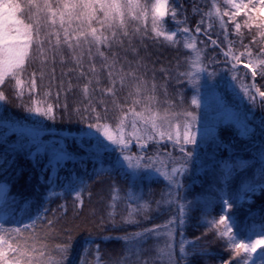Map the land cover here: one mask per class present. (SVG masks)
I'll return each mask as SVG.
<instances>
[{"label": "snow or ice", "instance_id": "obj_1", "mask_svg": "<svg viewBox=\"0 0 264 264\" xmlns=\"http://www.w3.org/2000/svg\"><path fill=\"white\" fill-rule=\"evenodd\" d=\"M225 4L231 5L235 11L230 15V21H234L236 16H239L242 9H248V13H256L258 17L264 18V0H249L252 4L248 8V4L241 5L236 0H224ZM27 10L30 15L28 18L30 23H26L24 19L18 16V13ZM201 11L198 8H193V13ZM178 10L175 7L169 8L168 0H154L150 3H142L141 0H27L26 5L22 8L18 0H0V86L5 84V81L11 79L14 81L16 96L21 101L25 92L33 96L37 92V79L44 80L46 68L48 64L54 65L56 58L59 56L60 63L64 64L68 61L74 67L68 68L66 71L61 70V79L57 85L59 91H56L55 96L59 99L63 93L65 97L68 92H71L74 85L71 79L65 81L63 77L69 73H76L77 79L83 78L86 82L81 87L83 99V107L76 106L74 111L77 114L81 112L84 115L80 119L87 123L86 129H81L89 140H95V148H103L106 152L108 145L104 144L100 137L109 141L113 145L119 146L120 152H127L133 144V140L143 153L150 141L157 143L163 142L165 139L171 142L174 146L178 145L180 152L186 158H191L193 153L188 151L187 145H197V136L201 135L204 140H207L210 135L209 130L205 127L203 132L200 126V117L195 111H185L180 115L184 116L183 133L179 131L180 125L177 124L174 130L164 131L167 126L172 128L171 120L176 113H170L166 109L161 111L160 101L156 96V83L145 80L143 75L138 73V68L141 65L140 61L136 62V69L129 64V70L125 71L124 66L119 64V57L113 53L110 58L105 50H111L114 46H123L124 41L120 36L128 37L131 35L140 34L145 36L149 31L153 34V39L163 38L171 45L178 43L174 38L180 34L185 37L184 47L191 50L192 55L188 58L189 71L179 73L188 83L196 85L199 83L200 75L207 71L208 64L204 63V50L197 47L196 35H193L192 30L188 27H180L186 22V17L183 20L177 19ZM229 13L221 12L217 0H211V8L208 12L203 13V18L198 21L195 27V34L199 35L202 32L201 25L205 23L204 18L211 19L215 16L219 20L220 27L224 29V39L227 43V49H222V55L225 57V63L229 64L232 75L231 80L236 81V70L241 64L244 67L251 69L253 83L251 86L240 85L243 95L247 96L249 102L255 106L258 102L264 103V91H261L255 84V78L259 74L264 77V47H261L256 55H253L251 49L247 48L239 54L234 53L232 41L228 39L227 24L224 16ZM149 18L151 19V28L148 27ZM170 19L173 24V29L168 30L165 26V19ZM249 19L255 22V18L249 15ZM129 22L135 23L137 26L129 32ZM95 24L99 27L93 26ZM248 29L253 27V23L245 21ZM255 26L261 29L260 35L264 37V19ZM212 25L209 23L204 29L203 34L208 37L212 46H218L216 40H212L208 35V29ZM143 28V32L141 31ZM241 25L235 23V31L239 33ZM107 31L109 34H105ZM119 31V36H118ZM47 45V47H46ZM64 49H67L70 54L68 57L64 55ZM94 49V50H93ZM133 54L138 55L135 48L132 49ZM247 57V63L241 60V57ZM99 57L102 61L97 67L95 58ZM87 58V62H85ZM39 63V71H32L29 74L27 87H23L25 81L21 79L23 73L27 70L29 63ZM119 64V67H118ZM259 69V73H258ZM52 81L56 80V69H49ZM106 72L109 86L98 88L100 93L105 96H111L114 106L119 110L120 115L118 122L113 125L107 121L106 113L108 111L107 102L104 99H97L94 95L97 88H93L95 83L100 85V73ZM165 71V69H160ZM210 76H215V72L208 73ZM131 81L130 91L128 92L126 104L121 105L117 102L116 93L119 88L126 86V82ZM254 89L255 94L252 90ZM45 102L41 106V102L32 101L31 106L23 105L25 111L35 113L46 117L49 120H55V111L57 107L67 109V103L54 106L47 102V97L52 95L51 88L43 93ZM0 101L6 102L7 97L4 91L0 90ZM191 105L197 109L200 107V99L198 94L191 98ZM170 103V102H169ZM97 104L101 106V110H97ZM139 108V110H137ZM104 113V115H102ZM254 115V107L250 108L244 116V122L240 128L241 136H250L253 133V128L249 126L248 117ZM143 126L138 129L137 124ZM130 124L133 131L129 139H125V127ZM262 135H264V119L260 121ZM143 132V135L140 133ZM99 134V135H97ZM158 137V139H157ZM80 141H77L79 146ZM24 145L19 148H6L4 152H0V174L7 173L15 163V153L22 150ZM219 147L227 149L228 145L221 144ZM54 157L49 158L48 163L40 169V180L47 185L46 193L42 198V203L37 205L33 215H29V223L20 226H9L12 222L5 217L0 221V264H66L67 254L70 250V244L50 245L46 236L41 237L35 233V225L37 221L45 220L49 228L52 227L54 221L47 219L49 208L48 202L57 197H63L65 194L73 195L74 200L83 205L82 193L85 190V183L78 178L76 182L58 185L59 177L53 178L51 172L58 171L60 164L67 159H72V154L61 148L58 152L54 149ZM99 155V153H96ZM165 155H168L167 153ZM235 160H222L219 162L218 183L221 185V215L219 219L211 221L204 220L211 228L216 229L219 238L224 239L227 244V250L232 253V260L224 261L223 264H232L236 261L240 264H254L257 250L261 249L259 259L255 260V264H264V217L253 218V214L249 209V218L251 223L247 226H241L240 221L234 214L230 213L233 203L237 206L248 202H252V196L258 192L264 191V150H261V155L256 165H252L248 160L239 157L236 154ZM11 157V158H10ZM39 153L29 152L27 158L33 162V167L39 166ZM148 159L153 161V157H145L144 155L125 154L123 161L127 162V167L132 169L130 176L134 185L139 178L137 170L141 168H152V164H143L142 161ZM156 159H159L157 155ZM119 163V159L110 167H104L101 164L96 168L95 175L111 173L115 170V164ZM252 168V175L247 179H241L235 190L232 189V183L236 176L246 172ZM153 171L167 182L170 188L179 189L182 187V177L188 171V165L184 163L172 167L170 170L166 165L156 167ZM44 173H49L45 178ZM20 174L18 169L16 175ZM59 187L62 191H57ZM166 196H172V192L165 193ZM117 197H113V200ZM126 199L139 201L142 197L129 190ZM231 201V202H230ZM171 199H165L163 203L170 204ZM9 203H17V198L10 194V183L0 181V204L7 206ZM33 200L25 199L22 202L23 210L31 209ZM159 203V202H158ZM66 211L64 205L60 206ZM114 207V205L112 206ZM141 208L147 210L148 203L140 205ZM179 218L172 217L163 225L154 226L151 229H145L141 232H135L124 237H118L126 242V248L129 252L135 249L137 257L142 251V244L148 238L149 234L155 237H164L165 243L163 246L157 247L158 258L163 261V264H179L176 258V249L174 246L176 227H182L185 223V218L189 215L191 202L187 204H178ZM137 211L132 208L129 213L130 223H135L132 219L133 214ZM228 213V214H224ZM114 214V213H110ZM237 230L234 232L233 228ZM164 229V231H161ZM28 233V235H25ZM198 239V238H197ZM94 244L91 240H86L85 245ZM192 248L189 252L188 247ZM85 249H82V252ZM59 252L62 255L57 256ZM97 264L100 260V248L96 246ZM179 253L182 260L187 261L194 255H214L207 250H197L195 240H186L181 234ZM140 264H148L147 261H140Z\"/></svg>", "mask_w": 264, "mask_h": 264}, {"label": "trees", "instance_id": "obj_2", "mask_svg": "<svg viewBox=\"0 0 264 264\" xmlns=\"http://www.w3.org/2000/svg\"><path fill=\"white\" fill-rule=\"evenodd\" d=\"M26 3L27 0H22ZM146 3H150L152 0H143ZM219 3L221 12H227L229 15L224 16L225 23L227 24L228 39L231 40L234 53L239 54L247 48L251 49L253 55H256L261 47H264V37L260 35L261 29L257 28L255 24L261 22V17L255 15V13H248V9H242L239 16H236L234 21H230V15L235 11L230 5L225 4L224 0H217ZM248 2V8L252 7V4ZM169 8L175 7L178 10L177 19L183 20L186 17V22L180 27H188L192 30L193 35H196V39H199L206 43H211L207 36L203 34L205 28L210 23L211 29H208V35L212 40L218 42V46H213L212 50L220 52L227 49V43L224 39V29L220 27L219 20L213 16L211 19L204 18L205 23L201 25V34H195V27L199 20L203 18V13L208 12L211 8V0H168ZM193 8H198L201 11L193 13ZM249 15L255 18V22L249 19ZM264 19V18H262ZM253 23V27L248 29L245 21ZM235 23L241 25L239 33L235 31ZM95 27L99 25L95 24ZM165 26L170 31L173 29V24L170 19H165ZM132 27V22H129V30ZM143 31V29H142ZM105 34H109L105 31ZM119 35V31L117 33ZM153 34L148 32L147 35L142 36L145 41L144 48L150 53V51H156L157 59L156 65H164L167 67H173L172 71L178 73V82L169 81L167 85V94L171 99L181 97L185 104L190 105V109L194 110L196 107L191 105V96L197 90H193V87L184 77H181L179 73L184 72L188 64V58L190 57V50L185 49L182 44L184 36L178 34L174 39L178 41L173 46L164 45L162 48L155 49L158 46L157 39L152 38ZM123 41L128 43L126 37H122ZM159 40V39H158ZM124 43V44H126ZM47 47V45H46ZM122 47V46H121ZM120 45L114 44L111 50H105L106 54L111 58L115 53L119 57V64L124 66L125 71L129 70V67L122 62L123 55L121 54ZM94 50V49H93ZM65 57L70 54L67 49H64ZM264 58V57H261ZM97 67L102 63L99 57L95 58ZM241 60L247 63V57L242 56ZM151 61V60H150ZM87 62V58H85ZM221 63V62H217ZM215 63V64H217ZM118 64V67H119ZM151 67H154L150 63ZM229 69V65H226ZM27 70L24 72L29 75L32 71H39V63H29ZM52 67L56 69V80L52 81L50 71ZM74 67L71 61L64 64L60 63V58L57 56L56 63L54 65L48 64L46 68V75L43 81L37 79V92L35 95L30 96L27 92L23 96V100L17 98L14 87V81L8 79L5 84L0 86V90L4 91L7 101L2 102V114L10 119L16 118L28 122L34 121L33 113L25 111L23 105L31 106L32 101H39L40 99H46L43 95L45 90L51 88L52 95L47 97V102L56 105L67 103L68 107L65 110L62 107H57L55 111L56 119L49 120L46 117L43 118V127L40 129L26 128L17 129L8 133L3 132L0 129V152H4L6 148H19L20 145H24L22 150L15 153V163L7 173L0 174V181H7L10 183V194L17 198V203H9L7 206L0 204L1 211L4 212L5 217L12 223L9 226H20L28 224L29 215H33L37 205L42 203V198L46 193L47 185L41 182L40 169L48 163L46 156L38 152L39 146L48 148H64L65 150L76 151L78 155L72 159L64 160L56 172H51L53 178L57 176L58 185L68 184L69 182H76L78 178L85 183V190L82 193L83 205H79V202L74 200L73 195L65 194L63 197H57L51 199L47 207L49 211L47 213V219L54 221L51 228L47 225L45 220L36 222L35 233L41 237L47 238L50 245H63L70 244V250L67 254L66 264H97L96 259V246L100 248V260L99 264H140V261H147L151 263V257L153 255L154 240L151 234L142 244V251L137 257L135 249L129 252L126 248V242L118 237H124L135 232H141L145 229H151L154 226L162 225L166 223L170 217L175 213L173 207L168 208L163 203V196L167 191V182L160 177H144V173H139V178L133 185L129 170L124 168L120 164H115V170L111 173L95 175L96 168L101 164L104 167L112 166L118 157L119 152H110L111 155L107 157V152L97 155L96 152L87 153L86 144L84 142L85 134L81 129L87 128V123L80 119V116L84 115L83 112L77 114L74 111L76 106L83 107V103L86 101L83 99L81 92L82 85L86 82L83 78L77 79L76 73H69L68 76L63 77L65 81V87L67 81L71 79L74 85L71 92L67 93V96L62 93L59 99L56 98L55 93L59 91L57 85L61 79V70H67ZM230 70V69H229ZM245 67L241 64L237 72H243ZM248 71V70H247ZM259 73V69H258ZM101 82L97 86L95 83L93 88H97L95 96L97 99H104L107 102L108 111L106 113L107 121L116 122L119 118L120 112L114 106L111 96H105L98 88L109 86L106 72L100 73ZM131 81L126 82V86L119 88L116 93L117 102L121 105L126 104V97L130 91ZM256 86L264 91V77L259 74L255 78ZM195 94V95H196ZM226 101L231 106L238 105V101L232 98L231 95L226 96ZM255 114L253 121V133L244 138L239 134L234 126L229 123L219 124L217 127V134L220 136L224 143L229 147L227 149L222 148L218 151L217 162L211 168H205L197 173H193L195 163L188 164V171L184 173L182 177V187L179 189L180 200H184L185 203L191 202V209L189 215L185 218V223L182 227H178L179 233L183 234L186 239L195 240L197 250H207L214 255H194L187 261L178 257L179 264H223L224 261L232 260V253L227 250V244L224 239H221L217 235V231L207 223L203 221L206 219L211 221L213 219H219L221 213V185L218 183L219 176V162L222 160H235V155H229L228 149L232 150L233 154H236L237 149L243 147L242 144L245 141L250 142L253 146L264 147V135L260 128V121L264 119V103L257 102L255 106ZM97 110H101V106L97 104ZM104 115V113H102ZM77 141H80L79 146ZM188 151L192 152L189 145L186 146ZM164 151V152H163ZM29 152L39 153V166L33 167L31 159L27 158ZM163 153L169 154V156H175L180 154L178 145H173L171 142H155L152 141L148 144L147 149L142 153L137 145L132 144L127 151L129 154L144 155L145 157H156ZM100 156V157H98ZM11 158V157H10ZM245 159L246 157H241ZM149 162L148 159L142 161ZM184 163V162H182ZM252 165L258 163L257 160H251L249 162ZM20 170V174L17 176V170ZM252 168H249L246 172L236 176V179L232 183V189L235 190L237 184L241 179H247L252 175ZM49 173H44L45 178ZM57 191H62L57 187ZM129 190L139 194L142 199L139 201L126 199ZM117 199L113 200V197ZM166 196V195H165ZM25 199L33 200L34 203L30 210H23L22 202ZM159 202V203H158ZM231 202V201H230ZM148 203L149 209L144 210L140 207L141 204ZM64 205L66 211L60 206ZM114 205V207H112ZM132 208H136L137 211L133 214L132 219L135 223L128 222L129 213ZM168 208V209H167ZM249 209L253 214V218L264 217V191L258 192L252 196V202H245L240 206L233 203L231 214L240 221L241 226H247L251 223L249 218ZM114 213V214H110ZM228 214V213H224ZM4 217V219H5ZM3 219V220H4ZM2 220V221H3ZM237 229L234 227L233 231ZM28 235V233H25ZM198 238V239H197ZM86 240H91L94 244L85 245ZM82 249H85L82 252ZM189 252L192 248L189 246L187 249ZM57 256L62 255L59 252L55 253ZM152 254V255H151ZM236 262L232 261V264Z\"/></svg>", "mask_w": 264, "mask_h": 264}, {"label": "rangeland", "instance_id": "obj_3", "mask_svg": "<svg viewBox=\"0 0 264 264\" xmlns=\"http://www.w3.org/2000/svg\"><path fill=\"white\" fill-rule=\"evenodd\" d=\"M18 2L21 4L22 8H24V6L27 3V1L26 3H24L22 0H18ZM141 2L146 3L143 0H141ZM151 2H154V0H152ZM236 2L240 3L241 5L248 4L247 0H236ZM29 15L30 13H28L27 10H25V12L18 13V16L21 19H24L26 23L31 22V20L28 18ZM255 15L257 14L255 13ZM136 26L137 25L132 22V27L129 30V32L131 33L132 28ZM148 27L149 29L151 28L150 18L148 21ZM142 29L143 28H141V31ZM122 37L123 36H120V39H123ZM126 38L128 39L129 42L126 43L124 41V43L126 44L123 43V46L122 47L120 46L122 49L121 54L123 55V59H121L122 62L125 63L129 67V64L125 62V57H126V60L131 62V67L135 70L136 62L139 60L142 66L138 68V73L143 75L145 80H148V81H152L153 79L155 80L156 96L158 97V100L160 101L159 107L161 111L166 109L170 113L177 114L171 120L172 128L169 129L167 126H165L163 130L164 131L174 130L175 126L179 124L180 125L179 131L181 132V135H182L184 116L180 114L185 111H195L200 117L201 131L203 132L204 128L206 127L210 133L214 134V135H210L207 140H204L201 135L197 136V145H189L191 147V150L193 151V155L191 158L182 157L179 153L176 154L175 156H169V154L165 155L166 153H163L164 152L163 151L161 152V154H159V159H156L157 157L156 156V157H153V161L143 163V164H149V163L152 164V168H147V169L141 168L137 171L139 173L142 171L144 173L143 174L144 177H148V176L160 177L153 171L154 168L161 167L163 164V165H166L168 169L170 170L172 167L178 166L182 164V162H185L186 159H188L187 161L190 160L189 163L191 162L195 163L194 171L192 174L197 173L198 171H201L202 169H205V168H211L217 162L218 152H219L218 150L222 149L219 146L221 144L226 145L223 139L217 134L218 125L222 123H229L232 126H234L236 130H238L240 133V128L242 126V123L244 122L245 114L248 112L250 108H253V105L249 102L247 96L243 95L241 88H240L241 84L247 85V86L252 85L253 79L251 76V69L245 68L243 72L236 71V81L231 80L230 77L232 75V71H231L230 66H229L230 70L226 66L229 64L225 63V57L222 55V51L220 52L213 51L212 50L213 46L211 45V43H206L199 39H196L197 47L204 50V63L208 64L209 61H213V62L211 64H208L207 71L200 75L198 84L196 85L190 84L192 88L195 87L193 88V90H197V94L200 99L199 109L195 108L194 110H191L190 105L185 104L182 101L180 96H178V99L177 98L171 99L169 95L167 94L168 90H167L166 83H168L169 81L178 82L177 81L178 73L176 74V71H172L173 67H167L164 65H156L155 59H157V57L155 53L157 52L150 51L149 53L148 51H146L144 46H142V44L145 45V41L142 39V36L140 34L131 35V39H129L128 37ZM157 43H158V46L157 47L155 46L154 47L155 49L162 48L164 45L171 46V44L166 42L162 37L159 38V40H157ZM178 43H177V46H179ZM184 43H185V39L182 40L181 45L184 46ZM133 48L137 50L138 55L133 54L132 52ZM191 55H192V52L190 53V56ZM217 62H221V63H217ZM150 63L153 64L154 67H151ZM183 66L184 67L187 66L184 72L190 70L188 64H185ZM162 68L165 69V71H160V69ZM210 72H215L216 75L210 76L208 74ZM21 79L25 81V84L23 85V87L26 88L29 75H27L26 73H23V75L21 76ZM250 90H252L253 93L255 94L254 89H250ZM229 95H231L232 98L238 101V105L231 106L227 103L225 97ZM2 102L3 101H0V129L4 130L3 132L8 133L12 130L15 131L17 129H26V128L40 129L43 127V123L41 122L44 117L38 114H35V113H33L34 115L33 122H28V121L26 122L24 120H20L16 118L10 119L9 117L3 115L2 114V108H3ZM38 102H41V106H43L45 100L40 99ZM258 102H259V98H258ZM137 110H139V108H137ZM254 114H255V108H254ZM255 120L256 119L254 118V115H251L248 117L247 122L249 123V126L251 128H253V121ZM108 122L113 125V128H115V124L118 122V119L116 122H110V121ZM137 128L140 129V128H143V126L138 123ZM132 131L133 129L131 125L128 124L125 127V139L126 140L131 138L130 134L132 133ZM140 135H143V132H141ZM242 137L248 138V136L247 137L242 136ZM100 140L104 144L108 145V150L106 151L107 157L111 155L110 152H113V151L119 152L118 157H117V159H119L118 164L122 165L124 168H126L130 172L133 171L132 169H129L127 167V162L123 161V155L125 154L131 155V154L127 152L121 153L119 146L111 144L109 141L104 139L102 136L100 137ZM84 142L88 150L87 153L92 154L93 152H96V153H99V155L105 153L102 147L99 149L94 147V145L96 144L95 140H89V138L85 136ZM163 142H168V141L167 139H165ZM133 144L136 145L134 140H133ZM242 146L243 147H240L237 149L236 155H238L239 157H246L245 159L248 160L249 162L251 160L258 161L261 155V150H264V147L260 145L253 146L248 141H245V143H243ZM54 149L58 152L61 148L59 147L48 148V147L39 146L38 152L46 156V158L49 160V158L54 157V152H53ZM66 151L70 152L72 154V157H75L76 155H78L76 151H71V150H66ZM227 153L229 155L234 156L231 149H228ZM182 177H178V178L182 179ZM179 189H172L167 184L166 193L171 191L172 196L170 197L165 196V194L163 196V201L165 199H171L172 201L170 204H165V205L168 208L173 207L175 209V213L170 217V219L172 217L179 218L178 204L188 203V202L185 203L183 199L182 200L179 199L180 198ZM4 217H5V214L0 209V221H2ZM178 227L179 226L176 227V234H175V240H174L177 261H178V257H180L179 246H180V240H181V233H179L177 229ZM161 231H164V229H161ZM151 236H152V239L154 240L155 250L153 251V255L151 254L152 257L150 258L151 259L150 264H163V261L158 258L157 247L163 246V244L165 243V238L155 237L152 234ZM186 240H189V239H186ZM261 251H262L261 249L257 250V256L255 257V260L259 259V255ZM255 260H254V264H255ZM235 264H237V262ZM240 264H243V262L241 261Z\"/></svg>", "mask_w": 264, "mask_h": 264}]
</instances>
